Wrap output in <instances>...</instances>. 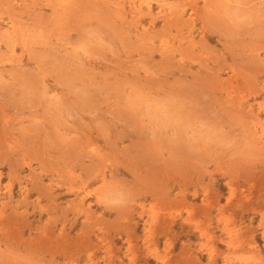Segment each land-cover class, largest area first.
I'll use <instances>...</instances> for the list:
<instances>
[{
	"label": "rangeland",
	"instance_id": "374dc122",
	"mask_svg": "<svg viewBox=\"0 0 264 264\" xmlns=\"http://www.w3.org/2000/svg\"><path fill=\"white\" fill-rule=\"evenodd\" d=\"M0 264H264V0H0Z\"/></svg>",
	"mask_w": 264,
	"mask_h": 264
}]
</instances>
